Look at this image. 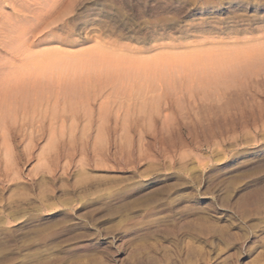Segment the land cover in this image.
<instances>
[{
    "label": "rangeland",
    "instance_id": "obj_1",
    "mask_svg": "<svg viewBox=\"0 0 264 264\" xmlns=\"http://www.w3.org/2000/svg\"><path fill=\"white\" fill-rule=\"evenodd\" d=\"M263 7L0 0V264H264Z\"/></svg>",
    "mask_w": 264,
    "mask_h": 264
},
{
    "label": "bare ground",
    "instance_id": "obj_2",
    "mask_svg": "<svg viewBox=\"0 0 264 264\" xmlns=\"http://www.w3.org/2000/svg\"><path fill=\"white\" fill-rule=\"evenodd\" d=\"M264 9V7H263ZM248 51V50H247ZM231 53V52H230ZM240 53V52H239ZM228 56V54H227ZM238 56L237 55H230L228 56L226 59H221V61L218 63L217 62V70L216 74L219 72L221 74H225L226 75H230V74H235L238 70L240 69H244L245 67H248V65L252 64V63H256V62H261L264 61V45L260 47L258 46L257 49H252L250 50L245 56H244V60H246L245 64L242 63V66H238L235 61H233L234 59H237ZM243 61V60H242ZM237 62V61H236ZM89 63V62H88ZM106 69V68H105ZM104 72V71H103ZM214 72V71H213ZM213 72H210L211 74ZM209 73V75H210ZM215 74V73H214ZM207 76V75H206ZM213 76V74H212ZM211 76V77H212ZM68 80V79H67ZM70 81H72L71 79H69ZM69 84V83H68Z\"/></svg>",
    "mask_w": 264,
    "mask_h": 264
}]
</instances>
